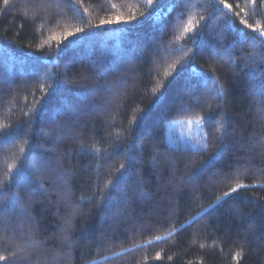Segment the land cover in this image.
<instances>
[{"label": "trees", "instance_id": "16d2710c", "mask_svg": "<svg viewBox=\"0 0 264 264\" xmlns=\"http://www.w3.org/2000/svg\"><path fill=\"white\" fill-rule=\"evenodd\" d=\"M262 32L264 0H0V264H264Z\"/></svg>", "mask_w": 264, "mask_h": 264}, {"label": "rangeland", "instance_id": "374dc122", "mask_svg": "<svg viewBox=\"0 0 264 264\" xmlns=\"http://www.w3.org/2000/svg\"><path fill=\"white\" fill-rule=\"evenodd\" d=\"M167 142L173 147L202 149L204 133L199 120L174 121L166 133Z\"/></svg>", "mask_w": 264, "mask_h": 264}, {"label": "snow or ice", "instance_id": "6c2138e0", "mask_svg": "<svg viewBox=\"0 0 264 264\" xmlns=\"http://www.w3.org/2000/svg\"><path fill=\"white\" fill-rule=\"evenodd\" d=\"M145 2H146L149 6H152V4H153V0H145ZM4 3L7 5V4H8V0H4ZM221 3H223V0H221ZM224 7H225V8H229V5H228V4H224ZM130 19H134V17H129L128 20H130ZM128 20H125L124 22L127 23ZM113 22H114L113 20H101V25H103V24H111V23H113ZM116 22H119V18H117ZM76 31H77V32H82V31H84V29H82V28H77ZM185 31H188V29L186 28ZM71 34H72V33H68V35H71ZM261 35H264V32H262ZM153 91H155V89H154ZM217 95H222V93L218 92ZM217 131L219 132L220 129L218 128ZM21 151H23V149H21ZM11 171H12V169H11V167H10V168H9V172H11ZM238 187H239V185H238ZM234 190H235V189H233V191H234ZM225 195H227V193H225ZM3 259H4V257H3V256H0V260H3Z\"/></svg>", "mask_w": 264, "mask_h": 264}]
</instances>
